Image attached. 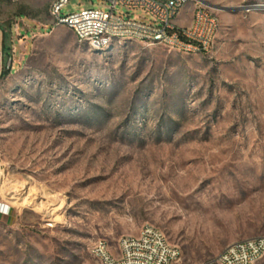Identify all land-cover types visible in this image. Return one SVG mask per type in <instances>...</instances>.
<instances>
[{"label":"rangeland","instance_id":"1","mask_svg":"<svg viewBox=\"0 0 264 264\" xmlns=\"http://www.w3.org/2000/svg\"><path fill=\"white\" fill-rule=\"evenodd\" d=\"M203 1L231 9H212L210 54L94 50L66 26L14 43L0 194L15 218L0 223V264H94V243L117 251L145 225L179 247V264L264 236V0Z\"/></svg>","mask_w":264,"mask_h":264},{"label":"built area","instance_id":"2","mask_svg":"<svg viewBox=\"0 0 264 264\" xmlns=\"http://www.w3.org/2000/svg\"><path fill=\"white\" fill-rule=\"evenodd\" d=\"M91 6L77 13L64 14L71 0H57L51 10L55 27L66 26L81 43L104 50L114 43L136 42L161 47L185 55L214 51L221 21L214 10L195 5L191 23L180 26L178 19L191 0H99L104 6ZM141 12L144 17L132 16ZM4 54L0 50V74ZM10 207L0 194V215ZM94 264H179L182 253L166 234L154 225H145L138 236L120 240L117 251L104 240L91 248ZM264 236L235 242L209 264H261Z\"/></svg>","mask_w":264,"mask_h":264},{"label":"crops","instance_id":"3","mask_svg":"<svg viewBox=\"0 0 264 264\" xmlns=\"http://www.w3.org/2000/svg\"><path fill=\"white\" fill-rule=\"evenodd\" d=\"M57 0H0V50H3L4 35L11 38L12 48L17 41L22 45H29L30 39L39 35L40 32H46L55 29L54 19L51 15L53 4ZM91 6L89 0H80ZM95 4V3H94ZM195 6L189 5L182 11L178 19L180 26H188L193 18ZM31 32L30 34H27ZM26 33V34H25ZM9 204L7 201H5ZM14 211L10 210L9 215H0L1 222H12Z\"/></svg>","mask_w":264,"mask_h":264},{"label":"trees","instance_id":"4","mask_svg":"<svg viewBox=\"0 0 264 264\" xmlns=\"http://www.w3.org/2000/svg\"><path fill=\"white\" fill-rule=\"evenodd\" d=\"M3 54H4V62L7 64L3 75L9 74L11 71L8 67V64L11 60H13V48L11 43V38L9 35H4V43H3Z\"/></svg>","mask_w":264,"mask_h":264},{"label":"water","instance_id":"5","mask_svg":"<svg viewBox=\"0 0 264 264\" xmlns=\"http://www.w3.org/2000/svg\"><path fill=\"white\" fill-rule=\"evenodd\" d=\"M199 3L211 8V9H214V10H219V11H231V9H228V8H225V7H219V6H215V5H212L208 2H205L203 0H197ZM12 64H13V60H11L8 64V67L9 69L12 67Z\"/></svg>","mask_w":264,"mask_h":264},{"label":"bare ground","instance_id":"6","mask_svg":"<svg viewBox=\"0 0 264 264\" xmlns=\"http://www.w3.org/2000/svg\"><path fill=\"white\" fill-rule=\"evenodd\" d=\"M24 202H26V201L24 200Z\"/></svg>","mask_w":264,"mask_h":264}]
</instances>
